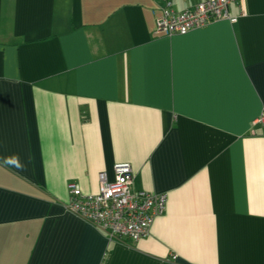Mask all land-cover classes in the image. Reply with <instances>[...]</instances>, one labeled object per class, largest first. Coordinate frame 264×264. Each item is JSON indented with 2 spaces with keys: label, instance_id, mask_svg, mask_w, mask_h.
Segmentation results:
<instances>
[{
  "label": "crops",
  "instance_id": "crops-1",
  "mask_svg": "<svg viewBox=\"0 0 264 264\" xmlns=\"http://www.w3.org/2000/svg\"><path fill=\"white\" fill-rule=\"evenodd\" d=\"M167 1L0 0V264H264V0L155 34ZM122 162L166 194L133 243L65 206Z\"/></svg>",
  "mask_w": 264,
  "mask_h": 264
},
{
  "label": "built area",
  "instance_id": "built-area-1",
  "mask_svg": "<svg viewBox=\"0 0 264 264\" xmlns=\"http://www.w3.org/2000/svg\"><path fill=\"white\" fill-rule=\"evenodd\" d=\"M243 0H201L176 11L170 1L155 17V34H185L219 19L235 22L229 13L232 2ZM244 9L242 7L243 12ZM263 129L264 104L254 120ZM115 177L109 181L104 172L99 174L97 193H84L75 183H69L66 208L106 233L109 240L137 242L150 232L154 217L163 213L166 194L146 190H132L134 172L129 163L114 166Z\"/></svg>",
  "mask_w": 264,
  "mask_h": 264
}]
</instances>
